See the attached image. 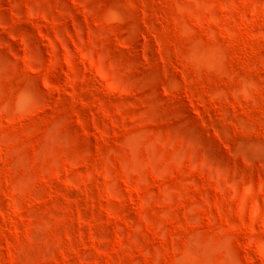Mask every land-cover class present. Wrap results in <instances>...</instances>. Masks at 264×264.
I'll return each instance as SVG.
<instances>
[{
	"label": "rangeland",
	"instance_id": "rangeland-1",
	"mask_svg": "<svg viewBox=\"0 0 264 264\" xmlns=\"http://www.w3.org/2000/svg\"><path fill=\"white\" fill-rule=\"evenodd\" d=\"M0 264H264V0H0Z\"/></svg>",
	"mask_w": 264,
	"mask_h": 264
},
{
	"label": "bare ground",
	"instance_id": "bare-ground-1",
	"mask_svg": "<svg viewBox=\"0 0 264 264\" xmlns=\"http://www.w3.org/2000/svg\"><path fill=\"white\" fill-rule=\"evenodd\" d=\"M54 78H55L57 81H60V79H59L58 77H54ZM196 113H198V112H196ZM197 116L201 117V112L198 113ZM108 168H109V166H108Z\"/></svg>",
	"mask_w": 264,
	"mask_h": 264
}]
</instances>
